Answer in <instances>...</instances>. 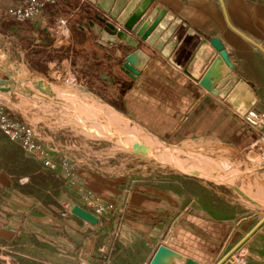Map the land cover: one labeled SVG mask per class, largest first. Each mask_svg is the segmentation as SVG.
Returning a JSON list of instances; mask_svg holds the SVG:
<instances>
[{
    "label": "crops",
    "instance_id": "crops-1",
    "mask_svg": "<svg viewBox=\"0 0 264 264\" xmlns=\"http://www.w3.org/2000/svg\"><path fill=\"white\" fill-rule=\"evenodd\" d=\"M115 1L98 3L107 10ZM158 4L174 14L178 26L169 46L191 41L188 45L185 42V57H177L179 64L185 62L198 40H221L240 78L235 92L248 104L246 112L221 101L160 53H154L138 76L122 71V53L100 46L83 28L87 27L86 11L106 13L89 0H58L47 6L43 18L25 28L35 40L29 51L38 57L37 64L44 62L51 68L69 62L82 82L107 86L114 101L130 116L171 144L207 138L238 152L255 145L256 155H262L264 0H155L154 7ZM10 6L11 0H0V44L8 33L24 29H15L8 16ZM60 16L70 19L64 44L55 35ZM3 60L0 79L14 83L13 74L19 71L10 67L8 59ZM20 71V75L26 74ZM263 163L261 159L259 164ZM80 182L92 199L88 200L90 206L77 205L91 212L99 205H113L112 211L99 216L97 225L66 208L50 210L27 199L21 206L15 203L0 210V237L7 241L28 237L65 257L97 264H149L158 247L167 242L168 247L202 264H217L230 251L234 238L245 236L228 220L183 208L177 198L160 188L127 190L87 173Z\"/></svg>",
    "mask_w": 264,
    "mask_h": 264
},
{
    "label": "rangeland",
    "instance_id": "rangeland-1",
    "mask_svg": "<svg viewBox=\"0 0 264 264\" xmlns=\"http://www.w3.org/2000/svg\"><path fill=\"white\" fill-rule=\"evenodd\" d=\"M27 24L29 23L22 26L15 24V29L24 28L23 31L16 30V32L8 33L5 41L0 44V59L2 61L5 58L8 59L10 67L15 72L19 71L13 74L14 84L28 86L27 88L38 92L31 84L34 80L36 85L53 90L52 86L62 84L69 74L81 91L100 98L130 119L133 125H141L114 101V95L107 86L91 81L82 82L71 65L70 70L69 62L64 64L60 62L51 68L44 62L37 64L38 57L33 56L29 51L35 40L32 39L30 31L25 29ZM72 29L75 30V27L72 26ZM47 57L51 59V56ZM34 64L40 69H36ZM20 70L25 71L26 74L20 75ZM36 71L40 73L36 74ZM31 93L10 95L0 90V106L12 118L33 128L46 158L55 167L27 154L0 131V210L4 206L9 207L15 203L21 206V203L23 204L27 199L37 201L50 210L66 208L71 211L76 203L90 206L91 202L89 203L88 200L92 199L91 194L82 188L80 182L82 175L87 173L120 185L127 190L163 189L167 196L177 198L183 208L195 210L216 219L228 220L233 226L239 227L245 236L264 218V202L257 198L255 193H252V196L248 195L244 189L249 188L242 186V181L236 183L237 187L258 202L246 199L231 186L232 183L220 184L190 173L174 171L166 161L143 157L128 150L119 149L114 152L115 144L112 141L91 136L78 124L60 126L58 120L60 117L65 118L64 111L59 110L57 116H54L52 111L39 107L33 101L23 103L22 100L27 101ZM157 138L172 154V158H181L179 160L203 172H205L204 167L207 166L204 161L205 154L210 157L215 156L214 159L228 158L240 164H245L247 158L251 161L255 160L257 167L252 171L251 184L254 190L257 189V185L264 186V163L259 164L262 158L261 154L256 155L255 145L238 152L207 138L191 139L179 144H171L162 138ZM261 138L259 140H262ZM220 174L221 172H215V175L220 176ZM109 206H112L110 209L112 211L113 205ZM92 213L98 217L102 216L96 213V208ZM245 236L234 238L230 244V251ZM230 260L231 262L226 264H264V223L231 254ZM0 264H97V261L65 257L56 249L49 248L28 237H16L13 241L0 237Z\"/></svg>",
    "mask_w": 264,
    "mask_h": 264
},
{
    "label": "water",
    "instance_id": "water-1",
    "mask_svg": "<svg viewBox=\"0 0 264 264\" xmlns=\"http://www.w3.org/2000/svg\"><path fill=\"white\" fill-rule=\"evenodd\" d=\"M89 1L97 4L106 13L92 14L90 10L86 11L84 24L87 27L83 28L96 37V42L100 46L109 51L119 50L122 53V71L133 77L138 76L149 64L154 53H160L221 101L236 110L247 111L248 104L245 103V99L236 95L235 89L240 78L234 72V64L221 40H198L185 62L179 64L177 57H185L188 52L184 46L185 42L188 45L191 41L183 40L178 45L172 42L169 46L174 30L178 27L176 19L172 12L161 5L154 7L155 0H116L107 10L98 3V0ZM168 46L169 48H166ZM129 50L131 52H128ZM0 90L10 95L27 92L26 87L12 83V80H0ZM30 97H38V94H32ZM231 186L253 201L237 186L234 184ZM71 212L91 225H97L100 220L97 215L80 205H75ZM263 223L264 218L217 264L230 263L231 254ZM149 264L202 263L168 247L166 242L158 247Z\"/></svg>",
    "mask_w": 264,
    "mask_h": 264
},
{
    "label": "bare ground",
    "instance_id": "bare-ground-1",
    "mask_svg": "<svg viewBox=\"0 0 264 264\" xmlns=\"http://www.w3.org/2000/svg\"><path fill=\"white\" fill-rule=\"evenodd\" d=\"M61 35L68 37V32L64 30ZM35 82L32 80L31 84L38 92L35 90L32 91L27 88L28 86H26V89L27 92H32L30 95L38 94V97H29L27 101L23 99V103H31L33 101L39 107H44L50 112L52 111L54 116H57V111H64L65 118L63 117L64 119H61L60 117L58 120L60 126L66 127L78 124L91 136L112 141L115 144L114 152L119 149H124L140 154L143 157L166 161L168 166L174 171L179 170L190 173L205 179H211L220 184L232 183L236 185V183L242 181V186L249 188L244 189L242 187L248 195L252 196V193H255L257 198L264 202V186L262 184L257 185V189L254 190L253 184H251L252 171L257 167L255 160L251 161L250 158H247L245 164H240L238 161L232 162L228 158L223 160H220V158L214 159L215 156L210 157L205 154L204 161L207 164L204 167L205 172L197 170L193 165L179 160L181 158H172V154L164 148L161 141L152 133L147 132L138 124L133 125L130 119L100 98L81 91L77 84L72 81L69 74L62 84L53 85V90H49L48 87L36 85ZM43 117L47 118L48 116ZM262 142L264 144V141ZM261 158L264 159V153L261 155ZM217 171L221 172L220 176L215 175Z\"/></svg>",
    "mask_w": 264,
    "mask_h": 264
},
{
    "label": "built area",
    "instance_id": "built-area-1",
    "mask_svg": "<svg viewBox=\"0 0 264 264\" xmlns=\"http://www.w3.org/2000/svg\"><path fill=\"white\" fill-rule=\"evenodd\" d=\"M58 0H11L8 16L16 25L22 26L26 23H33L43 18L44 12L49 5L57 4ZM69 18L58 17L56 19L55 35L61 39V43H66L68 37L62 34L66 30L69 34ZM0 131H2L12 142L18 144L27 154L35 159L44 161L47 165L55 167L36 139L33 128L10 116V114L0 106ZM264 141V134L261 138ZM112 206L99 205L96 208L98 215H103Z\"/></svg>",
    "mask_w": 264,
    "mask_h": 264
},
{
    "label": "trees",
    "instance_id": "trees-1",
    "mask_svg": "<svg viewBox=\"0 0 264 264\" xmlns=\"http://www.w3.org/2000/svg\"><path fill=\"white\" fill-rule=\"evenodd\" d=\"M115 105H118V104H115ZM119 106V105H118ZM119 107H121V106H119Z\"/></svg>",
    "mask_w": 264,
    "mask_h": 264
}]
</instances>
